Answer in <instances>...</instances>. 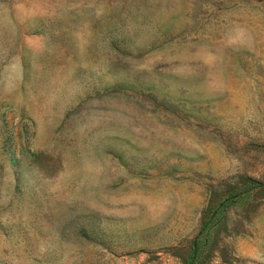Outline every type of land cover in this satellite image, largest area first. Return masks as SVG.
Wrapping results in <instances>:
<instances>
[{"label":"rangeland","instance_id":"1","mask_svg":"<svg viewBox=\"0 0 264 264\" xmlns=\"http://www.w3.org/2000/svg\"><path fill=\"white\" fill-rule=\"evenodd\" d=\"M0 264H264V0H0Z\"/></svg>","mask_w":264,"mask_h":264}]
</instances>
